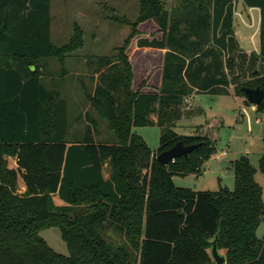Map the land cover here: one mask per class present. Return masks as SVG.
<instances>
[{
  "label": "trees",
  "instance_id": "16d2710c",
  "mask_svg": "<svg viewBox=\"0 0 264 264\" xmlns=\"http://www.w3.org/2000/svg\"><path fill=\"white\" fill-rule=\"evenodd\" d=\"M138 1L133 33L118 54L95 57L99 82L89 100L118 137L104 143L90 128L83 138L68 140V101L42 82L46 65L40 60L54 56L64 64L66 54L82 46L81 31L56 47L51 0H0V264H216V237L225 264H264V236L257 235L264 225V189L257 168L243 155L232 163L233 189L177 186L174 176L202 174L223 121L211 119L209 129L200 126L190 135L172 129L194 92L229 95L232 85L245 96L243 87L264 89V0H244L261 10L259 51L240 45L234 0H178L171 9L167 0ZM149 19L161 37L139 38L138 45L167 51L161 85L144 92L132 88L124 49ZM256 111L264 114V100ZM156 124L161 136L153 151L134 128ZM179 141L201 144L187 157L160 162L158 154ZM8 157L16 158L17 168ZM259 170L264 174V153ZM52 226L60 229L68 255L40 235Z\"/></svg>",
  "mask_w": 264,
  "mask_h": 264
},
{
  "label": "rangeland",
  "instance_id": "374dc122",
  "mask_svg": "<svg viewBox=\"0 0 264 264\" xmlns=\"http://www.w3.org/2000/svg\"><path fill=\"white\" fill-rule=\"evenodd\" d=\"M176 5L178 0L166 2L168 9ZM139 11L138 0H51L52 44L57 47L70 43L77 30L81 31L83 41L81 47L66 54L64 64L54 56L40 60L41 65H46L43 84L49 89L58 90L68 101V140L83 138L86 129L90 128L94 139L98 142H117L115 131L109 128L107 119L98 115L88 95L93 93L99 82L98 73L95 71L100 65V60L95 57H112L118 54V48L122 47L125 40L133 33L132 24L136 21ZM244 14L237 16L236 29L240 37H245L240 45L247 51H253L260 47V10L254 8V10H246ZM247 20L248 24L245 23ZM134 33L124 49L129 60L130 52L139 37H161L157 23L153 19L140 22ZM134 56L137 69L140 70L142 67L137 59L146 56L153 63H157L159 59L154 53L138 54L137 52ZM62 65L68 72L66 75L62 74ZM131 66L132 88L143 89L147 86L151 72L146 78L140 79L139 75H135L132 62ZM156 70L157 67L153 68L155 76ZM229 89L231 91L229 95H202L195 98L191 96L190 107L184 102L181 107V117L174 120L172 126L174 131L178 134L190 135L196 133L200 126L204 128L207 126L209 129L212 124L211 119L221 118L223 123L218 131L216 153L227 150V155L221 159L212 156L205 162L202 174L199 176L196 174L174 176L173 180L177 186L194 190H217L221 178L222 186L233 189L235 178L232 163L241 156L247 155L253 166L257 168L256 180L264 189V174L259 170V159L264 153V114L257 112L256 108L252 109L251 104H246L245 96L237 95L234 86L231 85ZM150 117L157 120V113ZM134 130L153 151L157 150L160 144V126L157 124L141 126L135 127ZM8 161L10 167L17 168L15 157H8ZM19 183V191L22 192V179ZM40 235L56 252L68 255L67 244L58 227L45 228L41 230ZM257 235L260 238L264 236L263 224L258 227Z\"/></svg>",
  "mask_w": 264,
  "mask_h": 264
},
{
  "label": "crops",
  "instance_id": "0c3cea01",
  "mask_svg": "<svg viewBox=\"0 0 264 264\" xmlns=\"http://www.w3.org/2000/svg\"><path fill=\"white\" fill-rule=\"evenodd\" d=\"M254 8H258L260 10L259 7L248 6L244 2V0H234V29H235V34H236L241 45H242V41L245 37L244 38L240 37V35L238 34V29H236L237 16L243 15L246 10H254ZM245 23L248 24V20ZM260 26H261V10H260ZM139 38H148V37H139ZM138 39L136 40V45L133 47V50H131V52H130V61L132 62L133 66H134L135 75H139L140 79L143 77L146 78L151 72V75L148 76L149 80L147 81V86H145L142 90L144 92L155 91L161 85V82H162L163 64H164V58H165V54H166L167 49L166 48L149 47V46H139L138 42H137ZM149 39H151V38H149ZM259 49H260V47H259ZM259 49H256L253 51H259ZM249 51H251V50H249ZM137 52H138V54H140V53L141 54H143V53L157 54L159 56L158 62L153 63L149 57L144 56L145 58L137 59L138 62L141 64V67H142L141 70L137 69V64L135 62V56H134ZM141 57H143V55H141ZM155 67H157V70H156L157 71V75H156L157 77L155 76V74H153L154 73L153 68H155ZM134 90H137V89H134ZM202 95H212V94H208L207 92H194L191 96L192 97L194 96V98H195L196 96H202ZM191 96H190V99H192ZM212 96H217V95H212ZM251 107H252V109L256 108V106H254V105H252ZM151 118L154 119L153 117H151ZM154 120H156V119H154ZM95 141H97V140H95ZM104 175L106 178H109V176H110L109 168L107 167V165L105 166ZM220 185H222L221 178L219 179V186ZM21 188H22V192L25 191V189H26L23 181H22Z\"/></svg>",
  "mask_w": 264,
  "mask_h": 264
},
{
  "label": "water",
  "instance_id": "95a60500",
  "mask_svg": "<svg viewBox=\"0 0 264 264\" xmlns=\"http://www.w3.org/2000/svg\"><path fill=\"white\" fill-rule=\"evenodd\" d=\"M34 70V66H30ZM245 98L249 104L258 106L264 100V89L256 87H243ZM201 143H194L190 145L184 144L182 141L177 142L169 149L162 151L158 154V160L164 164L174 161L176 158L185 156L187 157L195 148L200 146ZM211 255L216 264H225V256L219 252L217 246V237L212 241Z\"/></svg>",
  "mask_w": 264,
  "mask_h": 264
},
{
  "label": "built area",
  "instance_id": "2783aa9c",
  "mask_svg": "<svg viewBox=\"0 0 264 264\" xmlns=\"http://www.w3.org/2000/svg\"><path fill=\"white\" fill-rule=\"evenodd\" d=\"M185 103L187 104V107H190V104H191V99L190 97H186L185 98ZM227 155V150H224L220 153H215L214 154V158L215 159H221L222 157L226 156Z\"/></svg>",
  "mask_w": 264,
  "mask_h": 264
}]
</instances>
